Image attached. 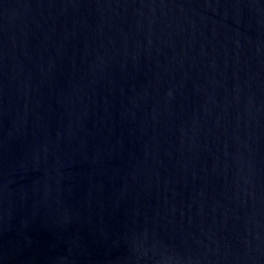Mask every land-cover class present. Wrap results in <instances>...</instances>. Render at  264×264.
<instances>
[{"label": "water", "instance_id": "water-1", "mask_svg": "<svg viewBox=\"0 0 264 264\" xmlns=\"http://www.w3.org/2000/svg\"><path fill=\"white\" fill-rule=\"evenodd\" d=\"M0 264H264V0H0Z\"/></svg>", "mask_w": 264, "mask_h": 264}]
</instances>
